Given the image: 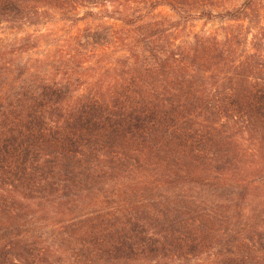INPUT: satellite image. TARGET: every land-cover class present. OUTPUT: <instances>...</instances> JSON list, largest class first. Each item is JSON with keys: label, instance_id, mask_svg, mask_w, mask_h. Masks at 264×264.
I'll list each match as a JSON object with an SVG mask.
<instances>
[{"label": "trees", "instance_id": "1", "mask_svg": "<svg viewBox=\"0 0 264 264\" xmlns=\"http://www.w3.org/2000/svg\"><path fill=\"white\" fill-rule=\"evenodd\" d=\"M0 264H264V0H0Z\"/></svg>", "mask_w": 264, "mask_h": 264}, {"label": "rangeland", "instance_id": "2", "mask_svg": "<svg viewBox=\"0 0 264 264\" xmlns=\"http://www.w3.org/2000/svg\"><path fill=\"white\" fill-rule=\"evenodd\" d=\"M164 11L165 12H169L168 9H164ZM81 14H83V11H81ZM194 25H195V30H199L203 26V21L202 20H197V21L194 22ZM80 26H83V23H80ZM189 26H190V24H189ZM214 27H215V25L213 23H210V24L207 25V28L213 29ZM47 28H49V29H46V31H48V30L56 31L59 28V26H58V24H55V25H49Z\"/></svg>", "mask_w": 264, "mask_h": 264}]
</instances>
